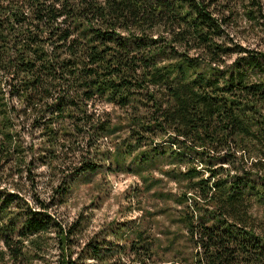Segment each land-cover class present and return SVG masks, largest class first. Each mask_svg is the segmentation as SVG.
<instances>
[{
    "label": "trees",
    "instance_id": "obj_1",
    "mask_svg": "<svg viewBox=\"0 0 264 264\" xmlns=\"http://www.w3.org/2000/svg\"><path fill=\"white\" fill-rule=\"evenodd\" d=\"M263 6L0 0V256L14 261L24 242L40 249L56 229L60 264H264V221L252 212L264 209V52L228 32L262 43ZM103 169L129 171L147 193L162 181L144 173L173 182L176 193L152 195L176 207L164 212L181 232L162 242L144 228L152 215L139 216L127 236L128 222L72 260L73 231L51 210L74 178Z\"/></svg>",
    "mask_w": 264,
    "mask_h": 264
},
{
    "label": "rangeland",
    "instance_id": "obj_2",
    "mask_svg": "<svg viewBox=\"0 0 264 264\" xmlns=\"http://www.w3.org/2000/svg\"><path fill=\"white\" fill-rule=\"evenodd\" d=\"M228 32L234 36L233 43L235 45L239 44L248 53L264 52V41L259 43L251 33H244L239 30L233 32L231 29H228ZM261 36L262 34H259V37ZM243 54L245 53L235 54L228 58V64ZM99 108L100 106L96 107V109ZM113 115H116L115 111ZM103 145L106 150H110L106 141ZM106 150L105 148L101 149L103 152H106ZM43 172H45L44 169ZM143 176L158 178L162 182L158 187L147 193L138 176L129 171L109 172L104 169L97 174L77 176L71 181V188L65 202L57 208L54 207L51 212L61 228L73 231L69 237L71 247L68 249V252L72 251L74 253L72 260L78 257L82 246L89 239L96 237L98 240H102L110 233V230L128 222L130 226L124 228L123 233L120 232V235L127 236L125 230L130 231V227H132L130 222L137 220L139 216L150 217L148 215H152L150 217L152 219H147L144 222V228L151 225V236L160 239L162 242L166 240L162 234L181 232L172 221L173 217L170 216L174 212H170V215L164 212L165 208L174 210L176 207L172 203H163L155 195H152L155 191L176 193L175 184L163 179L158 172L144 173ZM35 182L39 199L47 200L50 196L47 178L39 176L35 178ZM27 190L30 191L29 186H27ZM26 198L30 200L29 196H26ZM252 212L256 218L264 221V209L255 207ZM4 233L5 235L8 234L13 240V248L20 247L16 243L17 239L14 233ZM106 239L115 242L114 236H108ZM180 242L182 243V241ZM57 244L56 229L55 231L49 229L47 233L42 235L40 249L30 248L27 242H24L25 248L21 250L23 254H27L28 258H24L22 254V256H18L14 261H11L5 253L3 257L0 256V264H60L62 257ZM5 251L3 243L0 242V252Z\"/></svg>",
    "mask_w": 264,
    "mask_h": 264
}]
</instances>
